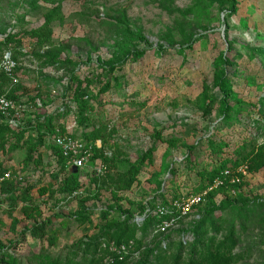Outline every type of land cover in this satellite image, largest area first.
Returning a JSON list of instances; mask_svg holds the SVG:
<instances>
[{
	"label": "rangeland",
	"instance_id": "rangeland-1",
	"mask_svg": "<svg viewBox=\"0 0 264 264\" xmlns=\"http://www.w3.org/2000/svg\"><path fill=\"white\" fill-rule=\"evenodd\" d=\"M56 7L62 21L48 26L51 45L41 48L30 34ZM195 8L200 12L190 14ZM188 35L198 40L187 46ZM8 37L12 40L6 43ZM143 47L141 58L108 76L111 88L90 103L87 122L79 126L64 96L71 77L102 76L101 65L113 66L125 52ZM5 54L16 64V82L0 79V96L15 97L40 122L50 117L51 129L94 143L95 158L80 171H60L50 143L53 131L46 126L27 129L24 146L14 152H8L16 143L13 134L1 138L0 178L11 173L9 181L0 182L4 264L8 259L104 264L102 245L121 233L127 238L132 229L140 248L125 264H138L145 251H154L152 264H195L208 250L227 257L229 264H264V0H227L224 6L219 0H0V62ZM51 58L74 65L51 66ZM223 58L230 78L221 92L214 84ZM88 59L90 65H83ZM204 83L214 98L208 117L201 106ZM93 88L91 97L100 86L95 82ZM224 107L230 111L227 124L221 122ZM37 132L44 135L41 142ZM85 134L96 138L86 140ZM209 139L221 153L213 144L209 148ZM28 146H34L33 161H27ZM149 151L151 158L128 184L132 167ZM97 166L103 168L99 175ZM225 167L224 180L232 188L204 200L176 227L151 229L140 241L139 222L130 215L139 216L141 205L154 207L164 192L168 199L191 195L215 169ZM70 170L80 189L55 195ZM243 199L256 202L241 208ZM212 205L216 209L193 235ZM103 210H109L106 220ZM34 227L44 235L32 236ZM104 229L107 235L94 240Z\"/></svg>",
	"mask_w": 264,
	"mask_h": 264
},
{
	"label": "trees",
	"instance_id": "trees-1",
	"mask_svg": "<svg viewBox=\"0 0 264 264\" xmlns=\"http://www.w3.org/2000/svg\"><path fill=\"white\" fill-rule=\"evenodd\" d=\"M219 4L220 6H224L225 4H227V0H219ZM235 6V4L231 5V8H233ZM194 10V9H192ZM190 10V14L191 13H199L200 10L198 11V8L196 11H192ZM61 16V13H60V10L58 7L48 11L43 17H44V24L37 30H34L33 32H31V37L33 39H35V41L37 42L38 46H40L41 48L43 47H46V46H50L51 45V41H50V36H51V33L48 29V26L53 23L54 21H62V17ZM12 39L10 37L6 38L5 39V42L8 43L10 42ZM137 40L140 42V44H142L143 46H149L148 42L143 38V37H138ZM198 40V37H193L192 35H188L186 36V43H187V46H190L192 45L194 42H196ZM144 47L141 49V50H134V51H128V52H125L124 56H123V59L121 61H119L118 63H116L115 65L113 66H108L107 64H104V65H101L100 66V69L102 70L103 72V75L102 76H97L95 77L93 74L91 76H88V77H85L83 80H81L79 77H76V76H72L70 81H69V85L66 89V93H65V99L67 98V102L70 103L71 106H73V113L76 115L77 119H79L78 123H79V126H82L84 127L85 126V123L87 122V119H86V113L88 111H90L91 107H90V103L92 102H95V101H98V96L101 95V94H104L106 93L110 88H111V82L109 81V78L108 76L109 75H112L113 74V71H116V70H122L124 68V66L126 65V63L128 62H134L136 61L137 59L141 58V56H143V53H144ZM222 58V56H221ZM91 63V59H88L86 63H84L83 65L85 66H89ZM66 64H69V65H74L72 62L70 61H64V62H61V61H58L56 58H51L50 61H49V65L51 66H55V65H66ZM89 64V65H88ZM222 73L220 74L219 77H217L215 79V84L214 86L217 88V90L221 91V92H224V88H225V84L228 83L229 81V76L227 74V71L225 70L226 67H224V58L222 60ZM217 68H218V64H217ZM95 71V70H94ZM0 79L1 80H6V77H4L3 75H0ZM114 81L118 84L119 83V80L117 78H114ZM95 82H97L98 86H100V89L98 90V92L96 93V95L94 97H91L89 95V90L91 89H94L93 88V85L95 84ZM119 85V84H118ZM208 86L206 85V83H204L203 85V93H202V96H201V100L204 102L201 104L202 106V112H203V115L205 117H208L210 114H211V106H212V103L214 101V98L213 97H210L207 95L208 93ZM7 98L9 99H12V100H16L15 97H11V96H7ZM207 102V103H206ZM223 102V101H222ZM229 108L227 109L226 107L223 108V113H222V117H221V122L224 124H227L228 123V114L230 111H228ZM41 119L38 118V116L34 115L33 119H27L26 120V124L21 128L19 129V131L15 132L14 131H11L9 130L7 127H5L4 125H2L0 123V144H1V149H3V143H2V139L5 138V136H12L16 138V143H14L12 146H9L8 147V152H14V151H17L19 150L21 147L20 146H24V143L23 142V138H24V134L25 132L27 131V129H33L35 126L40 130L42 127H45L46 126V129L53 131V129H51V118L49 117L48 119H46V121L43 122H40ZM13 132V133H12ZM38 133V132H37ZM53 133V132H51ZM38 136L40 137L39 139V142H41V139L43 138L44 135H39L38 133ZM210 137V136H209ZM2 138V139H1ZM84 138L87 139H90L92 138L93 141L95 140L96 136L94 134H91V135H87L85 134L84 135ZM210 141H208V144H209V148H212V144H213V147L217 146V152L218 153H221V148L219 146V144H217L215 142V140H211L209 139ZM89 141V140H88ZM21 142V143H20ZM86 143H89V142H86ZM92 146H94L93 144L94 143H90ZM40 146V145H39ZM34 147V146H33ZM33 147L29 148L28 146V149H27V161H33V157L31 155V152H33ZM29 150V151H28ZM94 153H95V148H94ZM52 154L53 156L55 157L56 161H58L57 163L59 164L60 166V171H62L64 168H65V162H64V159L62 158V156L60 155L59 151L55 148L52 149ZM151 155H152V151H149L147 152L143 157H141L138 162H137V165L134 167H132V173L130 175V178H129V181H128V184H130V182H133L140 170V167L146 163L150 158H151ZM188 155L186 158H184L186 160V162L188 161ZM95 158V156H94ZM60 162V163H59ZM234 164L236 163V159L233 161ZM226 167L223 168V169H215L209 176L208 178H206V184L204 185H198L197 187H195L196 189L192 191V194H199L201 193L203 190H205L209 185H211L212 181L215 179V178H218V177H221V173L223 171H225ZM75 170V169H73ZM77 171V170H75ZM70 174L66 177L63 178V183H62V187L59 189V191H57V193H54L55 195L56 194H68V195H71L72 191L74 190H78L80 189L79 188V184H78V178L76 175L73 174L72 170H70L69 172ZM7 186L6 183H4V186ZM225 186H229L228 184V180L226 178V180H224L223 182V186L220 187L219 189L211 192V193H208L207 196L205 197L204 200L208 199L209 201H212V196L215 195L216 192L220 191L223 187ZM232 188V187H230ZM7 193L9 194V198L12 200V203L15 204V201L16 199L13 197V193L14 191H12L11 189H8L7 190ZM189 194V193H188ZM169 194H167L166 192L164 193H160L158 195V198L161 199V203L162 205L164 206H167L168 202L170 201H174V200H178L181 198V196H179L178 194L177 195H173L171 198H169ZM253 203L255 204L254 201H247L245 199H243L241 202H240V207L241 208H247L248 205L250 203ZM251 203V204H252ZM257 203H259V201H257ZM256 203V204H257ZM201 206V205H200ZM199 206H196L193 208V211L194 209H198ZM148 208V206L146 205H141L138 209V214L139 216L138 217H143L144 216V213L146 211V209ZM112 209V208H111ZM216 209V206L215 205H212V207L210 209H206L204 211V215L201 219V221H198V223L192 228V231L191 233L193 235L197 234L198 231L201 230V228L204 226V223L206 222V219L207 217L212 213V211ZM109 214V210H103L101 211V217L103 219H107L108 218V215ZM131 218H135L133 217L132 215H130ZM129 217V218H130ZM190 217V215L188 217H185L184 219H182L180 221V224L182 221L188 219ZM129 218H125V220H128ZM122 226H125L126 222L123 221V223L121 222L120 223ZM156 224V218L154 217H145L144 220L142 221V223H139L138 224V227H137V230H138V233L141 235L140 236V241L146 236L147 232L151 231L152 227L155 226ZM114 225H117V224H114ZM106 227H108V223L105 225ZM38 227H34L32 230H30V234L32 236H35L36 232H38V234L40 236H43L44 235V231L42 228L39 227L38 231L37 230ZM126 227L123 228V233H125L126 231ZM136 230V231H137ZM108 230H105L103 232L100 233V235L96 236L94 238L97 239V240H100V238H102V236H105L107 235ZM129 235L127 236V238L123 237L122 236V233H121V236H116V241H108L107 243H105L104 245H109L111 243L114 244V246H119V245H126L128 246V244L130 242L133 243V253H137V251L139 252V246H140V243L139 246H138V249L136 248V233L134 232V230L132 229L129 233ZM135 238V239H133ZM92 242V241H91ZM100 242V241H99ZM52 244V243H51ZM103 248V247H102ZM207 249V248H206ZM206 251V250H205ZM204 251V252H205ZM103 252H104V264H109L107 262H105V258L108 256V255H111L107 250H104L103 249ZM154 251H145L143 252V256L140 260V262H138V264H152L151 261H150V256L153 254ZM132 253V254H133ZM131 254V255H132ZM0 255H2L0 253ZM130 255V256H131ZM206 257H204V259H202V262H197L195 264H229V259L223 255H220V254H216V253H211L210 250H208L206 252ZM112 259H113V262L112 264H125L126 260L129 258V255L126 256L123 260L121 261H118L117 260V256L116 255H111ZM157 259V258H156ZM9 259L7 261H5L7 264H16L14 260H11L9 263L8 262ZM4 264V260L1 259L0 260V264ZM5 263V264H6ZM50 264H60V262L58 260L56 261H51ZM64 264H68L67 262H64ZM155 264H163L161 263L160 261H156Z\"/></svg>",
	"mask_w": 264,
	"mask_h": 264
},
{
	"label": "built area",
	"instance_id": "built-area-1",
	"mask_svg": "<svg viewBox=\"0 0 264 264\" xmlns=\"http://www.w3.org/2000/svg\"><path fill=\"white\" fill-rule=\"evenodd\" d=\"M16 68L15 62L10 55L5 54L0 62V75H3L7 79L13 80L14 70ZM34 112H29L24 103L9 99L5 96H0V123L7 127L9 130L17 132L25 124L27 119H33ZM50 143L53 148L57 149L64 159L65 168L75 169L77 171L82 170L88 165L94 158V148L90 143L83 142L71 135L67 131H63L59 128H54L52 135L50 136ZM53 158H55L53 156ZM103 168L97 166L94 169L96 175L102 173ZM243 175L246 174L244 168L239 170ZM229 176L228 171H223L221 177L215 178L211 185L199 194H191L188 196H182L178 200L168 202L167 206L162 203L150 206L146 209L143 217L136 216L137 222L142 223L145 217L156 218V224L152 227L154 233L163 232L167 229H171L180 224V221L185 217H188L193 208L203 204L205 197L208 193H211L223 186L224 177ZM11 178V173L6 172L0 178V182H7ZM20 180V179H19ZM81 190L79 194H81ZM71 197H75L72 194ZM133 244L114 246L113 243L109 245H102L104 250H107L112 256L116 255L117 260L121 261L126 256L129 258L135 256L138 253H133ZM133 253V254H132ZM132 254V255H131ZM111 255L105 258V262L112 264L113 259ZM131 255V256H130Z\"/></svg>",
	"mask_w": 264,
	"mask_h": 264
}]
</instances>
